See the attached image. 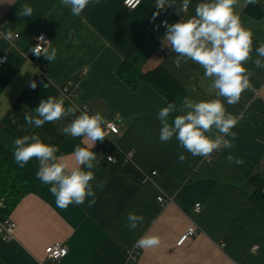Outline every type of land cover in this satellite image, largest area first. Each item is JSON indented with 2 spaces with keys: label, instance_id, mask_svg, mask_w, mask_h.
<instances>
[{
  "label": "crops",
  "instance_id": "1",
  "mask_svg": "<svg viewBox=\"0 0 264 264\" xmlns=\"http://www.w3.org/2000/svg\"><path fill=\"white\" fill-rule=\"evenodd\" d=\"M124 2L93 0L74 16L61 0H0V24L6 33L0 36V56H8L0 68V142L14 151L16 138L39 134L44 142L59 146L58 155L75 167L71 153L76 145L84 146L82 138L61 131L74 117L41 128L24 119L25 113L35 114L40 100L48 96L65 97V107L100 112L105 121L116 120L120 127L105 145V154H119L120 164L107 163L105 154L94 161L96 203L61 209L55 197L26 195L8 217L15 224V239L0 238V264H264V68H256L252 61L245 65L254 75L238 103L228 105L220 98L238 117L231 129L235 139L226 137L233 148L217 153L210 162L182 148L178 152L175 137L168 142L159 139L157 114L167 105L165 97L145 82L132 90L117 70L124 61H133L143 73L165 68L182 85L184 97L197 100L216 98L212 79L191 61L176 67L175 53L163 46L166 28L161 22L166 12L156 8V0H142L136 9ZM200 2L191 0L188 13L178 14L176 6L182 0H168L174 4L166 7L172 11L168 23L194 16ZM24 4L33 8L32 16L19 15ZM243 5L240 0L236 12L253 34L254 60L255 49L264 43V0L256 4L263 11L260 19L248 14L251 4ZM40 34L46 35L57 56L49 61L42 55L33 64L28 57ZM33 81L35 89L30 86ZM190 84L196 86L195 92ZM63 87L69 88L70 97L60 93ZM128 153L132 162L123 163ZM180 153L187 157L184 162ZM229 154L245 163H229ZM159 196L168 204L162 206ZM198 203L202 210L196 214ZM129 212L144 216L135 230L124 227ZM191 227L196 236L178 245ZM146 234L159 236L160 244L138 247L136 241ZM57 243L68 254L48 261L45 250Z\"/></svg>",
  "mask_w": 264,
  "mask_h": 264
},
{
  "label": "clouds",
  "instance_id": "2",
  "mask_svg": "<svg viewBox=\"0 0 264 264\" xmlns=\"http://www.w3.org/2000/svg\"><path fill=\"white\" fill-rule=\"evenodd\" d=\"M93 0H61L63 6L70 8L72 15L79 16ZM99 3V0H95ZM191 0H182L177 12L187 14ZM259 0H244V7L256 5ZM174 5L168 0H156V8L165 9ZM240 0H202L195 6V15L175 23L163 22L166 32L163 36V46L175 53L174 63L177 68L182 63L191 61L204 69L205 77L211 78V88L215 90L216 98L197 100L185 96L182 102L168 103L158 112L161 124L159 139L168 142L173 137L179 142V148L193 156L208 158L214 152L234 147L232 140L236 133L231 131L238 123V117L228 112L225 103L234 105L239 102L242 93L250 88V78L254 72L245 67L252 61L256 68H264V43L256 49V58L252 60L253 34L245 28L236 8ZM33 8L24 4L19 15L32 16ZM159 15V11L154 14ZM159 27V26H158ZM39 40L44 41L41 36ZM37 57L43 55L47 60L54 61L57 50L51 43H37L32 49ZM35 89L36 82H31ZM47 87V84L44 85ZM192 92L196 86L190 84ZM65 97L48 96L41 99L34 113H25L24 119L30 126L41 128L45 123L57 122L65 117H74L61 131L74 138H82V144L76 145L71 156L75 167L69 165L64 155H58L59 146L49 144L41 139L39 134H30L14 140V159L24 167L29 161H38L36 177L42 184L50 185L49 192L55 197L57 207L66 209L70 204L82 205L86 201L89 206L96 203L92 181L95 174L94 161L97 153L92 149L97 142L106 138L105 118L100 112L90 114L86 109L81 110L79 105L65 107ZM79 113V114H77ZM174 113H180L175 115ZM170 117H172L170 122ZM231 136L232 140L226 137ZM110 160L114 158L109 156ZM187 157L180 153L179 160L184 162ZM229 163L240 166L245 163L242 158L229 154L226 157ZM96 187H100L97 182ZM144 221V216L135 212L127 214L124 227L135 230ZM136 244L141 248H153L160 244L157 235H144Z\"/></svg>",
  "mask_w": 264,
  "mask_h": 264
},
{
  "label": "trees",
  "instance_id": "3",
  "mask_svg": "<svg viewBox=\"0 0 264 264\" xmlns=\"http://www.w3.org/2000/svg\"><path fill=\"white\" fill-rule=\"evenodd\" d=\"M247 12L256 19L263 16V11L257 5L248 7ZM117 74L132 90H136L143 82L150 84L165 97L167 104L179 105L185 95L182 85L165 68L143 73L133 61H124ZM179 114L174 113L173 117ZM171 119L172 117L170 122ZM13 153L0 142V200L4 201V206L0 209L2 219L9 217L13 208L26 195L38 194L47 200L54 198L49 192L50 185L42 184L36 177L38 165L29 161L24 167H20L15 162ZM255 198L259 201L257 195Z\"/></svg>",
  "mask_w": 264,
  "mask_h": 264
},
{
  "label": "built area",
  "instance_id": "4",
  "mask_svg": "<svg viewBox=\"0 0 264 264\" xmlns=\"http://www.w3.org/2000/svg\"><path fill=\"white\" fill-rule=\"evenodd\" d=\"M141 2H142V0H125L124 4L126 7L130 8V9H136L137 7H139ZM161 10L166 12V14H165L166 17L161 22V26L164 27L163 22L164 21L168 22V17H170V15L172 14V11L168 10L167 8L161 9ZM180 17H183V16H180ZM5 35H6V33L4 32V29H3L2 25L0 24V36L4 37ZM41 36L44 37V41L39 40V38ZM14 37L17 38L18 35H15ZM45 41L49 42V40L45 34L38 35L36 37L34 43H33V46L31 47V49L35 45H37V43H40L43 45ZM30 53L31 54L28 57V60L33 64H35V61L38 60L42 56L41 55L40 57H37L36 55H34L32 53V51H30ZM7 62H8V56L1 55L0 56V68L2 66H4ZM80 76L83 77L84 76L83 73H81ZM60 93L64 96L70 97V90L68 87L61 88ZM80 109L81 110L86 109L91 114L90 110L86 107H80ZM77 114H79V113H77ZM105 132H106L105 140L103 142H97L95 145L94 152H96L97 155L105 154V145H106L107 141L109 140V137L111 135H117L120 132V127H119V124L116 122V120L109 119L108 121H106ZM219 152H221V151L214 152L213 154H211L210 157L206 158V160L208 162L212 161L214 159V157L216 156V154ZM102 156H103V159L107 163H109L113 166L120 164L119 163L120 158H117L113 153H106L105 155H102ZM109 156H112L114 159L110 160ZM122 162L123 163H131L132 162V153L125 154L123 156ZM156 174H157V172L152 173L153 176H155ZM157 200L162 206L168 204V202H169L163 196H159ZM3 206H4V201L0 200V209ZM201 210H202L201 204H199V203L196 204L194 207V212L197 214V213H200ZM193 236H196V230L194 227H191L190 229H188L187 233L180 239V241L178 242V245H182L189 237H193ZM0 238L5 242H10V241L15 239V224L8 217H6L4 219L0 218ZM225 246H226V244L224 242H222L221 247L224 248ZM45 252H46V259L48 261H53V262L59 261L60 259L66 257L68 254L67 248L63 244H60V243L50 245L49 247L46 248ZM129 256H130V258H133L134 252L130 251Z\"/></svg>",
  "mask_w": 264,
  "mask_h": 264
}]
</instances>
